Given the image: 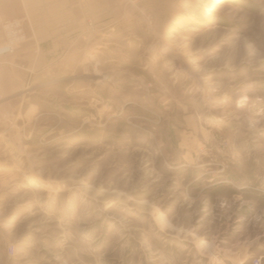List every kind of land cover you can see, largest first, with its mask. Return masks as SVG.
Returning a JSON list of instances; mask_svg holds the SVG:
<instances>
[{"label": "rangeland", "instance_id": "374dc122", "mask_svg": "<svg viewBox=\"0 0 264 264\" xmlns=\"http://www.w3.org/2000/svg\"><path fill=\"white\" fill-rule=\"evenodd\" d=\"M101 1L20 150L0 264H264V0Z\"/></svg>", "mask_w": 264, "mask_h": 264}, {"label": "crops", "instance_id": "0c3cea01", "mask_svg": "<svg viewBox=\"0 0 264 264\" xmlns=\"http://www.w3.org/2000/svg\"><path fill=\"white\" fill-rule=\"evenodd\" d=\"M93 3L101 5L102 1L0 0L2 22L19 21L26 35L14 54L0 60V208L10 206L6 202L26 201L24 195L32 192L31 187L24 186L22 177L17 180L19 174L31 170L29 165L26 170L22 168L23 156L27 159L29 154L22 155L20 150L27 148L39 122L45 126V119L49 120L43 108L50 102L46 90L52 81L49 77L75 73L65 59L81 42L78 40L84 34ZM46 135L44 131L42 139L46 140ZM220 253L229 264L233 263L226 255L237 258V252ZM247 261L244 258L241 264Z\"/></svg>", "mask_w": 264, "mask_h": 264}, {"label": "built area", "instance_id": "2783aa9c", "mask_svg": "<svg viewBox=\"0 0 264 264\" xmlns=\"http://www.w3.org/2000/svg\"><path fill=\"white\" fill-rule=\"evenodd\" d=\"M26 40V35L23 33L22 25L19 21L9 20L2 22L0 19V60L15 53L17 48ZM2 98L0 97V100ZM209 252V251H208ZM6 254L10 258L14 255V247L9 245L6 248ZM210 259L214 264H224L220 255L212 251ZM251 264H263L260 258L252 260Z\"/></svg>", "mask_w": 264, "mask_h": 264}]
</instances>
